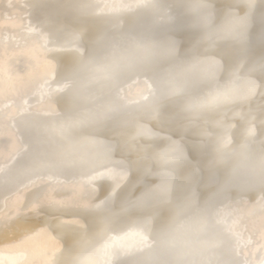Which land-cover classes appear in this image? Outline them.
Instances as JSON below:
<instances>
[{"label": "bare ground", "instance_id": "obj_1", "mask_svg": "<svg viewBox=\"0 0 264 264\" xmlns=\"http://www.w3.org/2000/svg\"><path fill=\"white\" fill-rule=\"evenodd\" d=\"M0 264H264V0H0Z\"/></svg>", "mask_w": 264, "mask_h": 264}]
</instances>
